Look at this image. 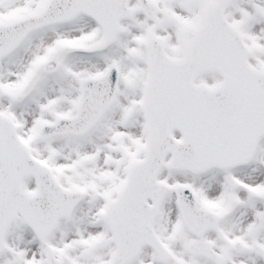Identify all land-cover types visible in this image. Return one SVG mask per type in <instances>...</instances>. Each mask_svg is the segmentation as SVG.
Listing matches in <instances>:
<instances>
[{"label":"snow or ice","instance_id":"snow-or-ice-1","mask_svg":"<svg viewBox=\"0 0 264 264\" xmlns=\"http://www.w3.org/2000/svg\"><path fill=\"white\" fill-rule=\"evenodd\" d=\"M0 264H264V0H0Z\"/></svg>","mask_w":264,"mask_h":264}]
</instances>
